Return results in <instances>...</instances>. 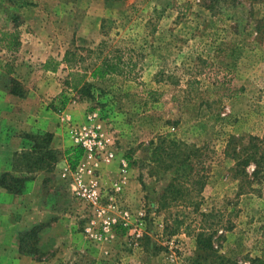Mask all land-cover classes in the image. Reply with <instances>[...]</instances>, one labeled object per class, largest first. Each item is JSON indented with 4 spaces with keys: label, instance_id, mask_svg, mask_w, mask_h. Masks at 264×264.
Here are the masks:
<instances>
[{
    "label": "rangeland",
    "instance_id": "374dc122",
    "mask_svg": "<svg viewBox=\"0 0 264 264\" xmlns=\"http://www.w3.org/2000/svg\"><path fill=\"white\" fill-rule=\"evenodd\" d=\"M12 16L22 45L15 67H35L26 58L32 53L59 60L65 78L71 70L88 76L97 56L119 55L133 66L120 76L87 78L89 99L69 95L85 102V114L96 113L110 135L115 157L99 166V183L106 191L123 181L115 200L131 214L129 231L115 227L108 241L98 240L99 219L67 190L61 174L68 162L50 143L38 168L16 164L15 156L43 144L39 133L23 138V150L0 153L6 169L0 175L26 178L19 193L0 190L26 193L43 210L39 221L16 232L17 254L36 264L58 258V264H264V180H253L252 164L235 168L222 154L229 137L246 145L264 133V0H0V32L10 30ZM1 46L0 65L9 68L20 48ZM65 51L75 54L71 68L60 60ZM2 84L8 91L10 81ZM40 91L30 84L24 94L42 98ZM171 140L198 150L192 176L178 184L181 196L199 202L196 212L180 199L157 207L172 178L165 168ZM119 158L127 162L122 178Z\"/></svg>",
    "mask_w": 264,
    "mask_h": 264
},
{
    "label": "crops",
    "instance_id": "0c3cea01",
    "mask_svg": "<svg viewBox=\"0 0 264 264\" xmlns=\"http://www.w3.org/2000/svg\"><path fill=\"white\" fill-rule=\"evenodd\" d=\"M19 48L18 52L14 54L17 59L13 61L11 67L0 65V83L4 79L15 80L23 91H26L27 85L30 84L41 86V91L38 93L42 98L37 95L33 96L29 92L23 94L22 98H17L10 95L3 84L0 85V153L10 154L23 150V134L50 133L52 136L50 147L63 154L67 153L64 155V161L67 162L71 150L75 148L68 131V125L83 123L86 103L72 100L60 112L51 111L50 106L54 105V98L65 90L63 81L66 72L63 71L62 64L59 63L54 72L44 71L41 69V65L47 58H40L41 54L32 53V56L26 55V58L33 62L37 61L38 64L35 67H29L31 64L23 65L22 68L15 67V62H18L22 52L21 44ZM62 56L63 54L61 58ZM19 72L22 75H19ZM59 79H61L60 83ZM56 81L60 84V89H56L53 93L54 87L59 86ZM49 90H51V95L48 94ZM15 106L20 107L18 109ZM3 168L4 164L0 162L1 172L6 171ZM2 196L5 197V201L0 202V264H36L30 257L21 256L14 251L16 249L15 234L39 221L43 211L42 207L32 199L26 198V193L12 196L0 190V197ZM9 207H14L15 210L9 212ZM12 218L15 219L12 221ZM84 244L83 242V247H87ZM79 251L81 250L79 249ZM58 263H60L59 258L57 261H51V264Z\"/></svg>",
    "mask_w": 264,
    "mask_h": 264
},
{
    "label": "trees",
    "instance_id": "16d2710c",
    "mask_svg": "<svg viewBox=\"0 0 264 264\" xmlns=\"http://www.w3.org/2000/svg\"><path fill=\"white\" fill-rule=\"evenodd\" d=\"M9 20L11 23L10 30L0 32V42H2L1 47L5 51L15 52L20 46L17 32L19 23L16 16L10 17ZM73 58H75L74 53L65 51L61 62L71 68L73 66ZM58 65L59 62L53 59H47L41 65V69L44 71L54 72ZM127 68H133V66L129 64V60H124L119 55H115L101 57L97 56V60L93 64L88 76L86 75V70H82V72L76 70L69 71L67 77L63 81V87L65 90L59 93L53 100L54 105L50 106L51 111L58 113L64 109V107L73 100L72 97L69 98L70 94H75L77 97H84L86 99L91 98L92 84L87 81V78L91 80H101L105 77H110L113 75L120 76ZM9 81L11 86L8 88V93L17 98H22L24 94L23 89L19 88L15 84L14 80L10 79ZM149 95L151 96V101H155V98L152 97V94ZM37 134L39 133L23 134L22 138L34 139L38 136ZM51 137L52 136L50 133H42V136L39 140L43 144L41 145L38 141H36L31 146L28 153L33 152L31 153L32 156H30L31 154H28L27 151H23L18 156H15L16 164L18 165V162H21L19 159H21L26 163V165L23 166L26 171L38 168L37 162L40 161L42 154L49 155L51 152V150L48 148V145L51 142ZM162 142L163 141H160L158 142V145H154L153 149L155 151H159V145ZM238 142L239 139L229 137L225 141L222 152L223 156L232 160L234 162L235 168L252 164L253 170L251 172V177L253 180H264V133L261 138L250 137L246 145H239ZM149 144L152 146L154 142H149ZM169 148L170 150L165 152L168 159V163L165 168L172 171V178L170 179V182L167 184V186L162 190V193L159 195L157 207L159 209L168 208L170 205L177 203L178 199H180L183 206L189 207L191 211L196 212L199 207V202L192 199H187L185 196H181V191L178 184L181 182L184 183V181L189 180L192 176V174H190L192 170V165L190 163L191 161H194L193 158H195L198 150L193 146L188 147L185 143L175 140H171L169 142L168 149ZM66 154L67 153L64 155ZM80 154V150L76 147L71 150V155L67 160V164L71 169L80 158ZM30 159H32L30 161L31 163H28ZM200 180H202L201 176L198 177L196 183L199 184L201 182ZM25 181V177H14L8 173H3L0 175V188L9 193L16 194L20 192ZM179 223L180 222L176 221L175 219L173 220V230L176 231L178 229ZM28 233L30 234V232ZM173 233L174 231L172 234ZM27 235L28 234L26 233L25 236ZM22 250L23 249L19 246L18 251L22 253L24 252Z\"/></svg>",
    "mask_w": 264,
    "mask_h": 264
},
{
    "label": "built area",
    "instance_id": "2783aa9c",
    "mask_svg": "<svg viewBox=\"0 0 264 264\" xmlns=\"http://www.w3.org/2000/svg\"><path fill=\"white\" fill-rule=\"evenodd\" d=\"M68 131L75 147L80 150L81 154L72 169L68 166L63 168L61 178L64 179L72 197L89 206L99 219L97 231L100 235L98 240L108 241L106 236L115 227L127 228L131 219V214L118 205L115 200L123 181L112 183L106 191L101 188L99 183V166L114 159L115 149L101 129V124L94 112L86 113L82 124L68 125ZM118 166L122 178L127 170V162L119 158ZM142 217L143 212L138 211L135 215L136 228L141 226ZM127 230L129 231V228ZM89 231L90 228L84 229L85 233ZM137 236L138 232L135 231V237ZM172 241L174 240H171L169 244H172ZM179 264L187 263L182 260Z\"/></svg>",
    "mask_w": 264,
    "mask_h": 264
}]
</instances>
